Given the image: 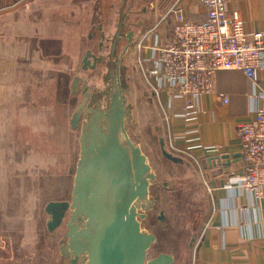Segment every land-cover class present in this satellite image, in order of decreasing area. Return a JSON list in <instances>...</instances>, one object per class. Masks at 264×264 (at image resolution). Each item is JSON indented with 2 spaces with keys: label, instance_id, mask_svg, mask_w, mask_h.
Here are the masks:
<instances>
[{
  "label": "rangeland",
  "instance_id": "rangeland-1",
  "mask_svg": "<svg viewBox=\"0 0 264 264\" xmlns=\"http://www.w3.org/2000/svg\"><path fill=\"white\" fill-rule=\"evenodd\" d=\"M138 1V6H133V10L141 11L143 6L148 10V0ZM162 2L167 3V0L157 1L158 4ZM50 5L61 7L62 13H52L51 19L62 17L67 21L65 29L63 23H58L61 27H55L52 23V28L47 24L50 23L48 12H52ZM114 5L110 13L102 14L104 19L110 21L108 26L114 24L110 29L101 26L103 19H95L99 15H95V0H23L15 8L0 13V83L18 85L21 101H29L30 105L36 106L28 109L29 115L23 118L24 121L30 120L29 131L35 129L36 132L50 135L36 142L35 158L29 161L35 164L34 171L26 172L30 178L23 179L24 189L19 190V195L17 190L9 194L10 210L21 213V218L16 221L18 223L15 222L13 226L15 242L19 244L14 256H19L20 264H70L69 258H64L59 252L60 242L65 241L69 213L48 241L51 246L49 253H41L42 245H36V252L31 255L28 252L31 247L25 246L24 249L21 246L24 243L33 244L27 242L29 237L33 238L32 241L37 238L38 243H35L42 244L47 236L45 222L48 217L42 206L32 205V199L41 194L44 201H70L80 156L79 134L83 119L79 118L75 130H71L69 121L80 107L81 115L85 105L90 106V110L100 108V111H106V99L117 88L121 91L124 109L130 111V117L124 121L125 133L129 141L140 149L151 174L155 176V180L149 184L147 200L142 203L145 208L138 209L139 214L145 215V219L140 221L142 231L155 238L146 261L165 254L172 257L173 264H190L196 232L207 213L205 190L199 173L188 165L187 160L170 153L165 147L172 156L181 159L182 164H174L161 154L159 143L163 136L158 127L160 112L156 102H151L153 93L145 73L149 65H141L148 53L137 49L138 39H135L120 59L125 30L121 31L116 25L120 2L116 1ZM138 11L133 13L141 20L142 12ZM124 13H121L122 19ZM72 19L82 25L72 27ZM98 26H101L99 30ZM142 29L138 31V36L147 30L143 26ZM64 32L68 34V42L61 39ZM163 32L169 34L170 28L159 26L157 33ZM119 35L111 59L110 46ZM89 36H92L91 41H88ZM75 43L80 46L78 57L81 60L89 48L99 59L91 74L83 71L80 63L77 65L78 58L74 59L72 49L65 50ZM98 44H101L100 47ZM13 67L20 69L19 75L12 73ZM77 82L80 84L77 85ZM25 127L28 125H21L22 132L26 130ZM161 215L163 220L159 221ZM10 238H4L1 246L7 244L6 241L11 242ZM6 250L4 256L11 257V249L8 247ZM85 262V257H81L76 264Z\"/></svg>",
  "mask_w": 264,
  "mask_h": 264
},
{
  "label": "crops",
  "instance_id": "crops-1",
  "mask_svg": "<svg viewBox=\"0 0 264 264\" xmlns=\"http://www.w3.org/2000/svg\"><path fill=\"white\" fill-rule=\"evenodd\" d=\"M20 1L23 0H0V13L15 8ZM116 1L120 2L117 28L125 30V34L132 35L130 44L138 39L136 47L139 51L141 44L149 45L153 41L162 44L170 38L174 19L166 16V13L177 0H167V3L161 4L157 3L158 0H148V10L143 6L141 11L132 9L133 6H138V0H95V15L99 14L95 19L98 21L103 19L101 26L109 29L114 27V24L108 26L110 21L104 19L102 14L110 13ZM220 1L228 12L238 14L244 23L246 33L264 32V0ZM49 9H52V12H48L50 23L47 24L52 28L59 26L58 23H63L65 29L67 21L62 17L51 19L54 13H62L61 7L50 5ZM178 10L187 21L200 23L205 20V11L198 0H179ZM123 11L124 19L121 16ZM133 11L142 12L141 20H138ZM70 24L72 27L82 25H78L73 19ZM161 25L170 28L169 34L157 33V28ZM101 26H98V30ZM142 26L147 30L138 36ZM63 35L61 39L65 42L68 34L64 32ZM91 37L89 36L88 41H91ZM118 42L117 40V44ZM71 46L65 50H73L74 59L78 58L77 65L87 54L86 58L91 67L81 69L91 74L96 68V64L93 68L92 61L95 54L89 48L81 60L78 57L80 46L76 43ZM98 46L100 47V44ZM65 61L66 58L64 59L66 65ZM12 69L14 75H19V68ZM213 82V92L195 102V119L189 122L183 119L182 101L172 100L166 91H162L157 97L151 95V102L155 101L159 108L158 127L163 136L164 147L170 153L187 160L188 165L197 170L206 194L207 213L196 232L197 238L192 247L190 264H264V188L255 194L241 188L237 181L245 172L237 126L254 118L259 102L252 96L253 90L249 80L238 71L217 72L213 76ZM79 84L80 82H77V85ZM19 92L20 88L16 84L0 83V264H20L19 256L17 254L14 256L19 244L18 241L15 242L13 226L21 218V213L10 210L9 194L14 191L16 193L17 190L19 195V190L24 189L22 181L30 178L28 174L35 167V164H30L29 161L35 158L36 142L48 136L45 132H36L35 129L29 131L30 120L27 117L28 120L24 121L23 118L29 115L28 109L36 106L30 105L29 101H21ZM260 92H264V69L257 73L254 88V93ZM224 100H227V103H224ZM23 124L28 125L24 132L21 131ZM215 158L219 161L209 163ZM42 197L41 194L37 198L33 197L32 205L45 209L50 202H65L61 199L44 201ZM45 215L48 217V221L45 222L46 228L50 218L46 213ZM16 228L18 229V226ZM46 233L45 242H41L42 244H37V238L32 241L33 238L29 237L27 242L33 244L24 243L21 246L24 249L25 246L31 247V251H28L31 255L36 252V245H42L41 253H49L51 246L48 241L54 232L49 233L46 228ZM4 238H10L11 242L6 241L7 244L1 246ZM8 247L13 252L11 257L4 256Z\"/></svg>",
  "mask_w": 264,
  "mask_h": 264
},
{
  "label": "water",
  "instance_id": "water-1",
  "mask_svg": "<svg viewBox=\"0 0 264 264\" xmlns=\"http://www.w3.org/2000/svg\"><path fill=\"white\" fill-rule=\"evenodd\" d=\"M80 109L70 120L71 130L77 128ZM100 116L96 113L97 118ZM106 116L110 122L109 134H98L100 145L95 144L97 121L91 124L88 134L80 136L71 199L46 205L44 212L50 218L47 231L57 230L69 213L64 236L66 246L60 251L65 258H70V264H76L81 257H85V264H173L172 257L165 254L146 261L155 238L142 231L140 221L145 215L139 214L138 209L145 208L142 203L147 200L149 184L155 176L140 149L125 133L123 120L125 116L130 117V111L124 110L119 88L112 94ZM159 146L166 160L182 164L181 159L164 149L163 141Z\"/></svg>",
  "mask_w": 264,
  "mask_h": 264
},
{
  "label": "built area",
  "instance_id": "built-area-1",
  "mask_svg": "<svg viewBox=\"0 0 264 264\" xmlns=\"http://www.w3.org/2000/svg\"><path fill=\"white\" fill-rule=\"evenodd\" d=\"M198 1L205 20L187 21L175 1L166 13L174 19L170 38L162 44L139 45L151 54L141 65H149L145 73L154 96L166 91L172 100L183 102L185 122L195 119V102L213 92L215 73L238 71L249 80L259 106L252 120L237 126L245 163L237 181L258 194L264 188V92L256 94L254 88L257 73L264 69V32L246 33L238 14L228 12L220 0Z\"/></svg>",
  "mask_w": 264,
  "mask_h": 264
},
{
  "label": "flooded vegetation",
  "instance_id": "flooded-vegetation-1",
  "mask_svg": "<svg viewBox=\"0 0 264 264\" xmlns=\"http://www.w3.org/2000/svg\"><path fill=\"white\" fill-rule=\"evenodd\" d=\"M130 36V37H129ZM131 34H129V33H126L125 35H124V37H123V39H124V41H125V43H124V46H123V50L121 51V53H120V59H122V57H123V55L127 52V50L129 49V46H130V41H131ZM128 37H129V39H128ZM116 39L119 41V39H120V35L118 36V37H116ZM117 40L115 41H113L112 42V44H111V46H110V58L112 59V57H113V55H114V53H115V50H116V48H117ZM101 45V44H100ZM88 56H90V54L88 55ZM92 61H93V63H94V66H93V68H95V64H97V63H99V59L98 58H96L95 59V56L94 57H92ZM80 67L82 68V69H85V68H89V67H91L90 65H89V63H88V61L86 60V63H84L83 62V60L81 61V63H80ZM117 86H118V83H117ZM114 93V92H113ZM112 93V94H113ZM112 94L110 95V97H107V99H106V106H107V109H106V111H100V108H98V109H96V110H90V106H88V107H86V105L85 106H83L82 107V113H81V115H80V120H81V118L83 119L82 120V124H81V127H80V134H79V140H80V136L82 135V134H88L89 133V130H90V126H91V124L94 122V121H97V134H95V144L96 145H100V142H101V138L98 136V134H100V135H103V136H105V135H108L109 134V128H110V122H109V119L107 118V116H106V114H107V112L109 111V108H110V104H111V98H112ZM83 103V102H82ZM123 106H124V104H123ZM125 110V109H124ZM126 111V110H125ZM96 113H98V114H101V116L99 117V118H97L96 117ZM127 118H129V117H127V116H125L124 117V120H123V126H124V121H125V119H127ZM79 120V121H80ZM79 121H78V123H79ZM78 126V125H77ZM125 130V129H124ZM79 145H80V147H81V144H80V142H79ZM82 146H83V144H82ZM124 147H126L125 146V144H124ZM163 219H160L159 218V221H162ZM60 244H61V246L60 247H65L66 246V241H61L60 242ZM61 252V251H60ZM61 254L63 255V257H64V254L61 252ZM65 258V257H64ZM69 258V257H68ZM69 260H70V258H69ZM79 260H80V258H79ZM79 260H78V262H79Z\"/></svg>",
  "mask_w": 264,
  "mask_h": 264
}]
</instances>
